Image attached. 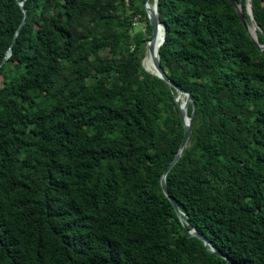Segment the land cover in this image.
I'll return each mask as SVG.
<instances>
[{
  "label": "trees",
  "instance_id": "16d2710c",
  "mask_svg": "<svg viewBox=\"0 0 264 264\" xmlns=\"http://www.w3.org/2000/svg\"><path fill=\"white\" fill-rule=\"evenodd\" d=\"M19 1L0 0V264H226L160 191L182 127L140 64L144 0ZM157 2L160 67L194 102L167 191L232 264H264V52L228 0Z\"/></svg>",
  "mask_w": 264,
  "mask_h": 264
},
{
  "label": "water",
  "instance_id": "95a60500",
  "mask_svg": "<svg viewBox=\"0 0 264 264\" xmlns=\"http://www.w3.org/2000/svg\"><path fill=\"white\" fill-rule=\"evenodd\" d=\"M228 1L233 6L235 13L237 15V18L240 21V23L242 24V26L244 27V29L246 30V33H247L249 39L257 47V49L259 51L264 52V44H259L256 41L255 35H252L250 33V27H253L255 29H258V28H257V25H256L253 17H252L251 9H250V5L248 3V0H244V8H245L246 14L249 17L250 25H248L243 18L241 8H240V4L236 3L235 0H228ZM18 5H19L21 11L24 13L23 0H20L18 2ZM142 8H143V11L145 13L147 22L150 26V37L144 41L143 56L140 60V64L143 67L142 60L146 55H148L152 71L151 72L147 71L144 67H143V69L145 71H147L148 73H150V74L156 76L157 78L161 79L166 84L168 89L170 91H173L172 99L176 105L177 115H178V118H179V121H180V124L182 127V137H181V140L179 142V145H178L175 153L173 154L171 159L168 161V163L166 164V166L164 167V169L162 170V172L159 176L158 182H159L160 191L163 194V196L168 200V202L171 204L176 218L178 219L180 225L185 230V235L188 237L196 238L205 247V249L208 252H211V253L219 256L220 258H222L226 262V264H232L231 260L224 253H222L216 247H214L202 234H200L192 225H190L187 222L186 215L179 210L174 199L169 195V193L167 191L166 184H165V175L168 172V170L171 168V166L177 161V159L179 158V156L182 153V150L186 146L188 136L190 133V128H191L192 114L194 111V102L192 101L189 92L182 89L178 84L171 81L167 77L166 73L160 67L159 60H158V47L160 46V44L162 43V41L164 39V24L159 20V17H158V9H157L158 8V2H157V0H144L142 3ZM21 24H22V20L19 23L17 29L15 30V32L11 38L10 44H12V42L14 41L15 36H16L18 29H19ZM156 28L160 29V39H159V42L157 43V45L154 46V32H155ZM9 54H10V49L8 47L6 49L4 56H3L0 63H2L9 56ZM187 105L190 106V113L189 114L187 113Z\"/></svg>",
  "mask_w": 264,
  "mask_h": 264
},
{
  "label": "bare ground",
  "instance_id": "6f19581e",
  "mask_svg": "<svg viewBox=\"0 0 264 264\" xmlns=\"http://www.w3.org/2000/svg\"><path fill=\"white\" fill-rule=\"evenodd\" d=\"M250 33L252 35H255V28L253 27H250ZM159 39H160V29L159 28H156L155 29V32H154V46L157 45V43L159 42ZM142 65L143 67L147 70V71H152V68H151V64H150V60H149V56L146 55L143 60H142Z\"/></svg>",
  "mask_w": 264,
  "mask_h": 264
}]
</instances>
